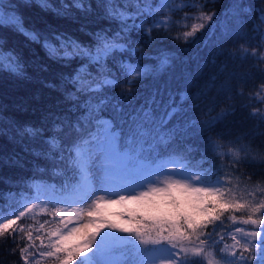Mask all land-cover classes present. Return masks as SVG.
<instances>
[{"label":"snow or ice","instance_id":"6c2138e0","mask_svg":"<svg viewBox=\"0 0 264 264\" xmlns=\"http://www.w3.org/2000/svg\"><path fill=\"white\" fill-rule=\"evenodd\" d=\"M208 2L96 0L106 25L95 31L82 29L90 37L84 43L67 33L30 27L19 9L38 5L68 16L73 8L92 12L89 0H72L71 4L61 0L59 7L52 0H0V29L22 34L40 45L50 60L71 69L60 74L59 85L46 84L61 92L66 112L54 117L57 122L51 129L14 123L13 139L43 138L48 150H31L32 155L57 173L61 165L73 169L78 182H83L74 200L57 202L66 203V209L53 205L50 219L40 223L35 234L33 226L17 224L36 207L34 202L11 211L5 207L7 201L0 204V237L11 241V251H19L22 264H114L116 251L125 243L139 256L155 257L136 264H264V158L262 170L254 174L241 171L256 160L247 147L217 151L219 145L208 133L225 114L198 119L195 109L199 105L189 103L187 91L170 94L165 101L159 90L142 98L138 88L132 89L133 84L155 79L158 70L171 67L176 59L161 50L151 57L156 64L150 68L141 62L143 55L140 47H134L139 44L134 35L143 33L150 43L152 33L162 30L168 33L164 38L178 40L179 36L171 35L165 14L184 13L193 21L204 17L212 21L215 13L205 11ZM235 9L237 26L216 42L215 54L253 58L256 65H264V0H259L258 7L237 0ZM193 10L200 15L190 16ZM244 17L252 21L255 35L247 33ZM189 27L184 36L194 38L205 25ZM229 39L244 40L247 46L240 43L235 51L225 52ZM6 44L0 37V72L27 78L22 55L6 49ZM73 62H77L75 68ZM260 71L264 73V67ZM122 84L127 87L115 92ZM240 94L244 95L242 89ZM225 95L231 99L227 87ZM247 96L250 115L257 119V127L264 128V80ZM49 131L52 134L45 135ZM73 132L75 137L65 142ZM192 139H200L204 148L186 143ZM181 144L183 148L178 147ZM260 147L264 149V142ZM196 151L199 160L193 156ZM115 204H136L141 210L117 213L123 221L117 224L103 212ZM53 222L56 226L43 232L45 224ZM105 229L135 239L122 240ZM213 256L218 259L214 261Z\"/></svg>","mask_w":264,"mask_h":264},{"label":"trees","instance_id":"16d2710c","mask_svg":"<svg viewBox=\"0 0 264 264\" xmlns=\"http://www.w3.org/2000/svg\"><path fill=\"white\" fill-rule=\"evenodd\" d=\"M64 2L71 4L72 0H64ZM89 2L93 5L92 12H81L73 8L68 16H58L52 11L43 10L38 5L22 7L19 11L30 27L45 32L67 33L81 42L88 43L90 37L82 29L95 31L106 25V22L101 20L100 11L95 6L96 0H89ZM184 2L187 0H176L177 4ZM195 2L203 4L204 0H195ZM236 2L237 0H209L205 11L209 14L215 13L212 21L206 17L193 21L186 18L184 13L165 14L170 19L171 35L179 36L178 40L164 38L168 33L162 30L152 33L150 43L147 42L148 38L143 33L134 35L133 38L139 41V44L134 47L141 48L143 64L150 68L153 67L156 61L151 57L161 50H165L176 59L171 67L158 70L155 79L133 84L132 89L136 91L138 88L142 98L150 97L159 90L160 98L165 101L170 94L187 91L191 97L189 103L199 105L195 109V115L200 120L224 113V118L208 135L219 145L217 151L221 153L229 149L239 151L242 146L247 147L256 160L248 168H242L241 171L258 174L262 170L261 164L264 158V149L260 147L264 142V128L257 127V119L250 115L247 94L254 91L255 86L264 80V73L260 71L264 65H256L253 58L240 59L239 56L232 58L227 55H216L214 52L215 44L222 35L234 30L237 26L238 22L234 15ZM52 3L59 7L61 0H52ZM243 3L253 7L259 6V0H243ZM189 15L199 16L200 12L193 10ZM244 19L247 21V33L255 35L252 30V21L247 17ZM194 23H203L205 28L197 31L194 38L184 36L186 31L191 30L189 26ZM0 37L6 39V49H14L22 55L27 66V78L25 79L6 71L0 72V115L3 116V119H0V129L5 131V134L0 135V204L7 201L5 207L11 211L17 207H23L32 199L36 200L44 190L46 183L50 182L60 192L63 189L69 193L77 190L80 185L77 183L68 188H62V183L66 182L69 176L66 172L67 167L61 165V171L59 173L55 171L52 175L50 172L54 171L53 166L32 155L31 150H48V145L43 138L25 137L22 142L19 138L13 139L15 136L14 123L34 127L44 126L51 129L52 125L57 122L54 117L66 112L67 106L61 92L47 87L46 84L59 85L60 74L71 69H64L59 63L50 60L40 45L30 43L22 34L0 29ZM184 40L192 42L184 43ZM240 43H245V41L229 39L224 45V51H235ZM245 46H247L246 43ZM138 58L130 57L133 61ZM76 64L77 62H73L72 67L75 68ZM125 87L127 85L122 84L121 88L115 89V92L119 93ZM225 87L231 95L230 100L226 98ZM241 89L244 95L240 94ZM233 106H235L234 111ZM106 115L109 114L106 113ZM51 134L49 131L45 135ZM75 135L73 132L71 137L65 138V142L74 138ZM246 135L247 139H245ZM186 143L198 149L204 148L200 139H192ZM178 147L183 148L184 145L181 144ZM193 156L199 160L200 152H194ZM13 159L18 163H10ZM37 165L40 169L46 168V172L38 170ZM233 182L236 183V181ZM255 182L257 184L262 182L258 175ZM49 211L47 209L35 215L27 214L17 224L33 226L32 230L35 234L39 224L50 219L51 212ZM237 215H242V213ZM55 223L45 224L43 232L50 231ZM124 234V237H121L122 240L135 239L128 233ZM13 247L11 241L0 237V264H22L19 251L15 253L11 251ZM119 253L115 260L116 264H129L132 261L145 259L149 255H137L133 246L126 243L119 248ZM42 264H51V261H45Z\"/></svg>","mask_w":264,"mask_h":264},{"label":"rangeland","instance_id":"374dc122","mask_svg":"<svg viewBox=\"0 0 264 264\" xmlns=\"http://www.w3.org/2000/svg\"><path fill=\"white\" fill-rule=\"evenodd\" d=\"M45 172H46V168H44ZM67 175H69L67 177V181L62 183V188H68L69 186H72L74 184H79V188L77 190H75L72 193L65 192L63 189L61 190V192L58 189H55L52 184L46 183L44 190L42 191V193L40 195H38L36 198V200L32 199L29 202L25 203V204H29L30 202H34L36 204V207L32 210L31 215H35L38 214L39 212L45 211L47 209H49L51 212L53 205L55 204L56 207H61V208H65L67 207L66 203H57L60 201H64V202H68V201H72L76 198L77 192L78 190L83 187V182H78L79 178L74 174V170L73 169H69L67 168ZM52 175H54L55 171H51L50 172ZM54 179V178H53ZM51 179V180H53ZM235 183V182H233ZM67 185V186H66ZM42 189V188H41ZM41 196V197H39ZM110 198V197H109ZM49 205H51V207H49ZM141 208L139 205L136 204H124V205H120V204H115V205H108L104 210V214L112 221L116 222L117 224H121L123 223V221L120 219V217L117 215V213L120 212H128V211H140ZM56 226V223L53 227ZM105 231L107 232H111L114 236L116 237H124V233L123 232H119V231H114L112 229H105ZM99 240V237L97 238ZM47 242V241H45ZM119 249L116 251V254L114 256V264L115 260L118 258L119 256ZM155 257L152 254H149L148 256H146V258L142 259V260H153ZM214 261L216 259H218V257H211ZM140 260V259H139ZM138 260V261H139ZM137 261H132L129 264H136Z\"/></svg>","mask_w":264,"mask_h":264}]
</instances>
